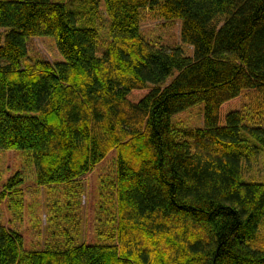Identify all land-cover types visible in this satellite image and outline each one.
Here are the masks:
<instances>
[{
    "label": "trees",
    "instance_id": "trees-1",
    "mask_svg": "<svg viewBox=\"0 0 264 264\" xmlns=\"http://www.w3.org/2000/svg\"><path fill=\"white\" fill-rule=\"evenodd\" d=\"M69 1L0 0V151L28 152L39 187L75 185L115 152L114 230L27 249L0 220V264H264V178L245 176L264 128L239 104H264V0H101L103 57L100 0ZM147 13L181 21L193 56L145 38ZM45 37L64 62L30 59ZM202 105L203 126L176 122ZM24 184L10 177L0 202L21 208Z\"/></svg>",
    "mask_w": 264,
    "mask_h": 264
},
{
    "label": "rangeland",
    "instance_id": "rangeland-1",
    "mask_svg": "<svg viewBox=\"0 0 264 264\" xmlns=\"http://www.w3.org/2000/svg\"><path fill=\"white\" fill-rule=\"evenodd\" d=\"M74 3L85 8L88 5L86 1ZM99 3L101 9L94 18L100 36L98 56L103 57L109 41L111 20L104 11V2L100 0ZM181 27V21L165 23L149 13L141 23L144 37L152 44L169 48L181 46L186 56L192 57L193 51L182 45ZM27 45L31 60L64 62L53 37L30 38ZM261 102L254 92L242 94L239 104L243 108L246 124L251 125L252 122L256 124L254 127L264 128V104ZM203 114L204 106H197L178 115L176 122L193 128L201 127ZM115 157V152H112L102 164L75 185L39 187L36 184L35 165L28 152L0 151V191L3 183L17 173L25 179L24 194L21 201H18L22 202L21 208L20 204L14 205L12 202L9 208L10 198H5L0 202V220L22 232L27 249L43 248L54 242L60 245L72 242L97 244L95 242L102 238L98 236L100 230H114V199L109 196L107 183L115 177ZM245 176L255 180L264 178V153L246 167ZM261 231L264 233V225Z\"/></svg>",
    "mask_w": 264,
    "mask_h": 264
}]
</instances>
